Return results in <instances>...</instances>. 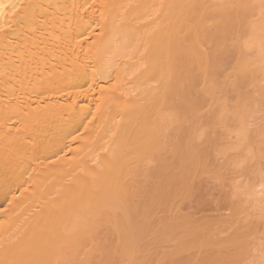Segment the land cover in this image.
I'll return each mask as SVG.
<instances>
[{
  "label": "bare ground",
  "instance_id": "1",
  "mask_svg": "<svg viewBox=\"0 0 264 264\" xmlns=\"http://www.w3.org/2000/svg\"><path fill=\"white\" fill-rule=\"evenodd\" d=\"M0 5V264H150V245L161 250L160 264H173V255L195 239L199 247L224 250L221 264H235L230 260L237 257L243 263L240 252L249 254L251 240L242 245L243 232L221 238L234 227L228 222L234 225L232 211L220 220L231 229L177 233L173 222L152 229L147 210L170 199L159 198L168 191L159 180L166 176L161 168L175 165L183 180L210 174L202 172L200 158L208 160L209 153L199 141L220 129L225 141L215 143L231 156L218 165L226 169L229 161L231 186L224 180L229 175L219 172L223 167L214 165L216 171L208 162L213 175L234 189L231 205L248 214L249 230L251 212L264 214L263 170L246 182L240 173L256 157L248 140L258 100L221 105V92L214 90L219 83L206 84L208 75L200 71L209 64L208 37L237 6L245 11V31L236 43L232 75L264 76V0H0ZM195 75L202 80L200 90ZM204 94L216 109L201 114L196 98Z\"/></svg>",
  "mask_w": 264,
  "mask_h": 264
},
{
  "label": "rangeland",
  "instance_id": "2",
  "mask_svg": "<svg viewBox=\"0 0 264 264\" xmlns=\"http://www.w3.org/2000/svg\"><path fill=\"white\" fill-rule=\"evenodd\" d=\"M244 15H245V11H243V9L241 7L238 8L237 6H233V8L228 13L227 20L226 21L222 20L219 22V26L216 27V29L214 30L215 36L208 37V40L206 42V45L208 48L206 52H207L208 56H210L209 57V64L207 66H203L200 69V71L206 72L208 75V78L204 79V81H206V84L209 82L210 79L216 80L219 83L218 90H216V88L214 90L216 92H221V99L220 100H222V103L219 102L221 105L227 104V102H228V105L233 106V107L239 106V105L245 106L247 104H253L255 101L257 102V100H258L256 105H257V107L258 106H260V107H259V109H257L258 111L256 113V117H254V120H255V118H256V120L255 121L253 120L252 125L253 124L254 125L253 126L251 125V128H250L251 132H249V134H251L252 137H251V135H249V140H248V144H249L248 148L252 147L251 149H253V148L257 149V150L253 149L254 152H256V157H254L251 162H248L249 165L245 163L244 167L245 166L246 167L245 168L242 167L243 170L242 169L240 170V173H242V175H243V173H245L244 174L245 177L246 178L248 177L246 179L243 176L244 179L242 178V180H241L242 182H246V180H248L249 178H250V181L258 178L257 177L258 175H256V174H260L259 173L260 169L263 170L261 172H263L262 177H264V157H263L264 156V143H263V141H264V133H263V130H264V109H263L264 108V105H263L264 104V93H263V91L261 92V90H262L261 88L264 89V86H263L264 81L262 82V79H264V78H262L263 73H255V74L253 73L252 75L246 74V75L235 76V77L232 75L233 72H235L233 70L234 69L233 65L235 66L236 62H234V61L237 60V56H236L237 55V46H236L237 44L236 43H237L239 36H242L243 35L242 33H244V31H245L244 23L241 22ZM240 40H239V42H240ZM230 78H231V81H229ZM195 79H196V75H195ZM255 80L257 83L255 82ZM201 81H202L201 78L199 79V81H197V79L195 80L194 84H195V86L198 85V90L202 89V87H203L200 85ZM250 81H252V82L250 83ZM233 82H235V83L233 84ZM253 82H255V83H253ZM228 83H230V84H228ZM231 83H232V85H231ZM258 83H260V84H258ZM257 84L260 87H258ZM223 85H225V86H223ZM257 98H259V99H257ZM196 100L198 102V107L196 108V110H199L201 112V114L205 113V112H213V110L216 109V103L214 104L213 100H210V97L207 96V94H204V95L197 97ZM261 105H263V107ZM261 107H262V109H261ZM209 117L210 116L204 117V120L207 121L209 119ZM257 119H258V121H257ZM230 121H232V120H230ZM232 122H230L229 124H231V125L234 124V122L233 123ZM222 130H224V129H222ZM219 131H220V129H218V132H217V130H216V132L215 131L210 132L211 136H210V133L208 134V136L203 135L202 138L203 139L205 138V139L204 140L200 139L201 142L199 141V143H201V145L203 144L201 146V148L203 147L202 151H204L205 150L204 147H206V151L208 150L207 153H209L208 154L209 155L208 156L209 161L207 159H205L206 157H204L203 159L200 158L201 162L203 161L202 163L205 166L204 171H202V172L204 173V172H207V170H208L210 172V174L205 173V174H201V175H193L190 178V180H183V174L180 173L179 170L175 169V165H174V167L161 168V172L165 173L166 176L160 178L159 180H161V183L163 184V186H166V188H167L166 190H168V191H165L159 198L162 199V198L170 197V199L166 202L160 201L159 205H156L154 211L147 210L148 214L150 216V222H152L154 219L153 223L149 224V226H151V228L152 227L153 228H155V227L165 228V227H169L170 225H172V222H173L176 224L174 229L176 230L177 233L181 232L180 230H182V231L203 230L206 232V231H210L213 228V226H217V227L221 226V228H222V226L223 227L228 226V225H225L226 223H222L223 221L221 222L220 220H223V216L227 219L231 215V211H232V213H234V214H233V216L231 215L232 216L231 219H233L234 225L231 222L232 220L229 221L230 218H228V222H230L229 224L234 226V227L231 229L230 227H232V226H228L231 230L227 231L228 235L226 233H224V235H222L221 238L225 239V238H229L232 236L234 237V234H236V233H241L240 235H242V232H243L244 236H240L239 241L243 245V240H245V241L247 240L246 241L247 243H248V241L250 242V240H251L253 246H250L251 247L250 249H252V248L253 249L249 251L248 250L249 244H248L247 245L248 246L247 251H249L248 252L249 254L247 255V253H245V251L240 252V254H241L240 258H242L241 260H244L243 263L250 264L249 261H259V259L261 257L260 252L264 251L263 250L264 249V219H262V218H264V214L262 215V214L258 213V215H255V214H257L256 212H251L252 214L253 213H255V214H253L254 216L253 215L248 216L249 218L247 220H249L250 223L253 221L252 224L250 225V230H249V228H248L249 225L247 224L248 226L247 225H246L247 227L245 226V223H246L245 218H247L248 214L247 215L245 214V210L240 211L239 207L237 206V203H233V205H231V202H233V201L230 198L233 197L232 193H233L234 189H232V187L230 188L232 183L228 180L229 179L228 177H231V175H232V174L229 175V173L232 170V166L227 167L228 166L227 163H229V161L227 163H225V165H224V166H226V169H224L225 167L222 166L223 165L222 163L224 162V158L227 156V154H226V156H224V154L220 151V148L223 146L222 144H220L221 143V137H223V139L225 137ZM260 132L262 133V139H261V133ZM224 133H225V130H224L223 134ZM208 138H209V140H208ZM250 138H251V141H250ZM219 139H220V141H219ZM253 140L256 142H253ZM224 141H225V139H224ZM215 142H218L222 146L219 148V144L215 143ZM222 143L224 144L223 141H222ZM254 143L258 144V145H254ZM216 145L218 147V151H220L222 153V156H218L220 152L216 153L217 152ZM214 148H216V149H214ZM215 150H216V152H215ZM260 151H261V153H260ZM207 153H204V155L206 154L205 156H207ZM211 153H212V155H211ZM214 153H216L218 155H214ZM221 153H220V155H221ZM228 155L231 156V154H228ZM214 156H215V158H214ZM230 156H227V157L230 158ZM254 156H255V154H254ZM221 157L223 158V160ZM212 158L214 161L212 160ZM229 158H226V159L228 160ZM218 159H220V161ZM216 160H217V162H216ZM229 160H231V159H229ZM208 162H210L211 164L213 162V164H212L213 167H214V165H216V167H217L218 163L221 162L220 164H222V165L219 164L218 166H221V168L223 167V169H222L223 171L222 170L219 171L217 169L218 167L217 168L214 167L213 169L214 170L217 169L216 171H219V172H224V173H226L225 175L228 174L229 176H226L227 179H224V180L225 181L227 180L228 182L227 181L226 182L228 184L230 182V186L226 185V182H224L225 186H227V187H225L223 185V182H222L223 180L220 181V180H218V178H216V177H219V175L216 177H215V175H213V173L215 171L212 172L213 170L210 166L211 164L209 163L210 165H208ZM251 163H253V165L254 164L255 165L253 166ZM249 167H251L252 169L250 168V170H249ZM258 167H259V169H258ZM229 168L231 169L230 171H229ZM246 168H247V170H246ZM244 169H245V171H244ZM255 172H256V174H255ZM251 173H252V175H251ZM214 174H216V173H214ZM254 175H256L255 178H254ZM260 176H261V174H260ZM152 181H155V180L152 179ZM187 185H189V186H187ZM188 187H191V188L188 189ZM229 195H231L232 197ZM236 197L237 196H235V198H233V200H234V202L237 201L238 205H239L240 204L239 199L237 200L238 197L237 198ZM228 208L230 209V212L228 211ZM226 209H227V211H226ZM247 213H249V215H251V213L249 211ZM143 216H144V214H143ZM145 218L147 219V216ZM159 219H166V220H163L164 222L162 224H158L157 220H159ZM226 221L224 220V222H226ZM186 222H187V224H185ZM236 222H237V224H236ZM238 224L241 227H239ZM258 225H260V226H258ZM144 227L147 228L145 225H144ZM243 227H246L245 228L246 230L248 228V230L245 231V229H243ZM231 234H232V236H231ZM237 235L239 236V234H237ZM246 235H248V238L245 237ZM212 239L215 240L214 238H212ZM259 240H261V241H259ZM246 242H244V243L246 244ZM199 246H200L199 240L195 239V240L189 241V243L185 246V248L183 250H181L180 252L173 255V257H172V259L174 260L173 264H203L204 260H207V261L209 260V257L213 254L212 253L213 251H214V257L212 256L210 262H208L207 264H221L224 261V258H225V256H224L225 251L224 250H222L220 248H215V247L211 248V247H205V246L199 247ZM254 247L257 248V249H255L256 253L253 251ZM149 249L151 251L150 253L152 254V256H150L148 258V260L152 258V260L155 261V262L153 261L154 263L152 262L150 264H160L159 259H161L162 254L160 255L159 253L161 250L159 248H155L153 245H150ZM230 249L233 250L231 247L228 248V250H230ZM257 250H259V251H257ZM230 252H228V253H230ZM234 252L236 253L235 250L232 251L231 253L234 254ZM238 259H239V257H237V260H234V259L230 260V262L231 261L232 262L237 261V262H233L236 264L239 262ZM246 262H248V263H246ZM228 263L229 262H226V264H228ZM241 263H242V261L239 262V264H241Z\"/></svg>",
  "mask_w": 264,
  "mask_h": 264
},
{
  "label": "snow or ice",
  "instance_id": "3",
  "mask_svg": "<svg viewBox=\"0 0 264 264\" xmlns=\"http://www.w3.org/2000/svg\"><path fill=\"white\" fill-rule=\"evenodd\" d=\"M0 7H2V5H0ZM12 7H15V5ZM0 31H3V26H0ZM77 87L79 88L80 94H85L86 90L83 85H79ZM88 87L91 88V84H89ZM97 111H99V105H97ZM91 115L95 116V113H91ZM250 264H264V252L261 253L259 261H252Z\"/></svg>",
  "mask_w": 264,
  "mask_h": 264
}]
</instances>
